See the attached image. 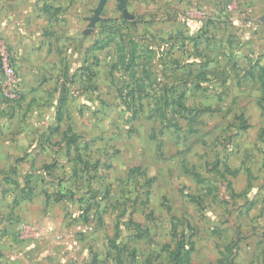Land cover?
Returning <instances> with one entry per match:
<instances>
[{"label": "rangeland", "instance_id": "rangeland-1", "mask_svg": "<svg viewBox=\"0 0 264 264\" xmlns=\"http://www.w3.org/2000/svg\"><path fill=\"white\" fill-rule=\"evenodd\" d=\"M32 1L46 42L0 20V264H264V0H106L90 30L99 0Z\"/></svg>", "mask_w": 264, "mask_h": 264}, {"label": "crops", "instance_id": "crops-1", "mask_svg": "<svg viewBox=\"0 0 264 264\" xmlns=\"http://www.w3.org/2000/svg\"><path fill=\"white\" fill-rule=\"evenodd\" d=\"M5 1L7 2L5 6L0 5V20L7 23L10 16L11 26L9 28V36L18 39V41H12L11 44H19L24 39L28 41L39 39L40 41H35L37 44H41L42 41L46 42L47 36H41L46 22L43 7L40 5L42 3L36 4L32 0ZM9 3H13V6L10 7ZM3 14L6 15L4 19L1 18ZM38 21H43V23H37ZM5 35H8L6 28Z\"/></svg>", "mask_w": 264, "mask_h": 264}, {"label": "built area", "instance_id": "built-area-1", "mask_svg": "<svg viewBox=\"0 0 264 264\" xmlns=\"http://www.w3.org/2000/svg\"><path fill=\"white\" fill-rule=\"evenodd\" d=\"M0 63L2 65V93L8 99L13 100L18 95L17 79L10 63V55L3 49L0 53Z\"/></svg>", "mask_w": 264, "mask_h": 264}, {"label": "water", "instance_id": "water-1", "mask_svg": "<svg viewBox=\"0 0 264 264\" xmlns=\"http://www.w3.org/2000/svg\"><path fill=\"white\" fill-rule=\"evenodd\" d=\"M116 1L118 2L117 7L119 10H121L123 17L126 19H132V15L125 8V4H126L125 0H116ZM105 2H106V0H99L98 1L97 7L93 11V16L89 19L90 23L88 25V30H90V28H92L93 24L99 19V14H100Z\"/></svg>", "mask_w": 264, "mask_h": 264}]
</instances>
